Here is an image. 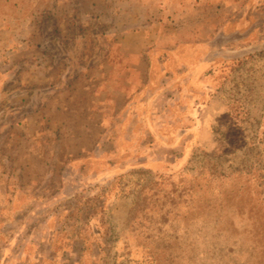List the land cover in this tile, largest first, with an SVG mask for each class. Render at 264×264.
I'll list each match as a JSON object with an SVG mask.
<instances>
[{"label": "rangeland", "instance_id": "1", "mask_svg": "<svg viewBox=\"0 0 264 264\" xmlns=\"http://www.w3.org/2000/svg\"><path fill=\"white\" fill-rule=\"evenodd\" d=\"M231 22L230 42L217 50L206 22L203 33L185 36L192 40L186 51L165 29L149 31L151 42L106 29L112 41L100 51L87 44L89 27L81 32L78 24L73 35L64 27L57 37L54 23L41 19L42 50L26 61L38 57L45 80L27 103L15 102L17 113L13 106L0 113V264H183L179 245L186 242L195 264H218L219 254L229 264L255 263L244 243L236 241L234 253L213 246L212 228L230 220L264 243V0H253L249 14ZM258 47L209 60L213 51ZM162 56L194 60L190 68L203 76V91L183 93L175 80L164 87L150 82L152 68L159 76L161 66L149 60ZM202 58L209 62L198 63ZM36 87L47 88L45 98L58 95L37 114L43 99ZM55 108L73 127L58 151L48 146L57 133L50 122L64 117ZM22 122L43 137L36 147L27 144L32 138L19 142ZM202 170L232 179L222 198L231 199L230 208L212 217L201 209L207 196L184 203L185 188ZM237 255L243 258L232 259Z\"/></svg>", "mask_w": 264, "mask_h": 264}, {"label": "crops", "instance_id": "2", "mask_svg": "<svg viewBox=\"0 0 264 264\" xmlns=\"http://www.w3.org/2000/svg\"><path fill=\"white\" fill-rule=\"evenodd\" d=\"M113 1L117 11L111 22L118 34L133 35L136 36L135 38L141 36L147 42H151L148 39L149 31L165 29L169 36L171 33L176 34V40L179 44L177 48L179 49L183 45V50L186 51L189 50V44H192V40L189 41L188 37L185 36L189 32L196 34L198 30L203 33L205 30L201 27L206 22L214 28L208 29L213 35L209 45L211 44L215 50L225 47L230 42V38L228 40L226 38L231 35V29L235 26L231 22L232 19L246 17L253 0ZM104 2L106 0H0V113L3 112L4 107L9 109V106L10 108L14 107V104L18 102L20 105L27 103V100L31 98L30 95L35 91L34 85L40 84V80L44 79L40 77V70L43 67L38 65L40 63L37 60L38 57L37 59L34 58L31 63L26 61L29 55H38L42 50V36L41 29H39L41 19L46 15H51L56 19L58 30L62 32L61 28L63 30L65 23L73 19L74 16L79 18L80 23H86L92 14L103 12L105 10ZM159 9L162 10L160 13L162 17H171L170 21H166L164 24L149 23L147 21L149 17L156 16ZM243 26L247 32V21L243 23ZM151 36L152 33L149 38L153 40V36ZM213 53L217 52L213 51L210 54ZM215 59L217 57L209 60ZM201 60L209 62L208 59L204 58L197 62H202ZM149 62L150 66L154 68L158 65L161 66L159 76L155 75L152 68V74L148 77L150 82L159 81L161 87H164L175 80L181 83L183 93L192 94L198 92V89L203 91L201 86L197 85L202 82L199 78L203 76L193 72V69L190 68L194 60L185 56H179L176 59L162 56L150 59ZM35 69L36 72L33 71ZM173 70L178 72L174 73ZM14 86L23 87L24 90L17 89L15 90L17 93L13 95L12 88ZM13 109L14 111H10L17 113L16 108ZM64 114L67 115V112L64 111ZM24 124L22 122L19 129H26ZM53 125L51 121L50 128H55Z\"/></svg>", "mask_w": 264, "mask_h": 264}, {"label": "trees", "instance_id": "3", "mask_svg": "<svg viewBox=\"0 0 264 264\" xmlns=\"http://www.w3.org/2000/svg\"><path fill=\"white\" fill-rule=\"evenodd\" d=\"M114 1L113 0H106V2H104V11L99 13V14H95V15H91L89 17V20L86 23H80L79 22V18L76 16L73 17V19H71L69 22L65 23V28L66 29H70V33L71 35H73V30L72 29H76V26H78V24H82V28H78V30L83 29L81 32L83 31H87V27L90 28V35L88 37V41L87 44H90V46H93L95 48V50H102L103 49V44L107 43V42H111L112 39L107 37L106 34V29H114L113 25H112V17L113 15L116 13V6L113 4ZM160 13H162V10L159 9L158 13L156 16H150L149 19L147 20L149 23H157V24H164V22L166 21H170L171 17L167 16V17H162L160 15ZM45 18L49 19L50 21H52L54 23V33L56 34L57 37H60L61 32L58 30L59 28L56 25V19L54 17H52L51 15H46ZM41 29V23L39 24ZM62 29V28H61ZM77 30V31H78ZM116 30V29H115ZM80 32V33H81ZM117 32V31H116ZM42 35V32H41ZM98 35H101V43H100V47L98 45L95 44V40L94 38L97 37ZM98 44V43H97ZM108 51H105L104 54H107ZM48 55V54H47ZM24 90L23 87L20 86H14V88H12V90ZM30 90V88H27ZM26 89V90H27ZM46 87L44 88H37L38 93L41 95V91H46ZM59 95L62 96V93H59ZM57 94H52L50 96H48V98H45L43 95H41L42 97V101L40 103V106L38 107V110H35V114H37V111H45L46 109H49L50 106H52L53 103L57 102ZM12 108V107H11ZM10 108V109H11ZM54 114L60 116L63 115V119L61 120V118L56 121H52L53 122V126L55 127L54 130L57 131L56 134H54V136L50 135L49 139L51 138L52 143L48 144V146H54L51 150H60L63 149V146H65V140H66V136L69 135V138H72V133H73V127L71 124V119L69 121V117L66 118V115L64 114V111H59V109L55 108V112ZM53 120V119H52ZM27 127V124H24V127ZM38 128H40V126H38ZM29 128H22L20 130V143H22L21 145L23 146L24 141H29V139L32 138V142L27 143L28 145H31L32 147H36L37 145L40 144L39 141H42L43 137L41 138V136H39L35 132L34 129H30V132L28 131ZM238 130V129H237ZM32 131V132H31ZM28 135H33V136H28ZM52 136V137H51ZM7 137V135H6ZM8 138V137H7ZM48 139V138H47ZM46 140V138H45ZM223 143V141L221 142V144ZM223 147V146H222ZM33 149V148H32ZM206 170H202L199 176L195 177L193 180H191L190 184L187 186V188H185L186 193L185 196L186 198L184 199V203L188 202L190 199H195L198 194L199 195H204L206 198L205 200L202 202L201 205V209H203L204 213H207L210 215V217H212L214 214H211L213 212H216L219 210L220 208H230L231 206V199L227 200L226 199H222L223 195H227L226 194V190L223 191L224 188L231 186L232 184V179L230 178V176L228 175H224V174H220V173H216L214 171H210L207 170V172H205ZM37 174V173H36ZM241 190L239 189L237 191V195L240 197ZM203 200V199H202ZM200 199V202L202 201ZM241 202V201H240ZM196 203L199 204V202L197 201ZM201 204V203H200ZM223 205V206H222ZM241 206V203H240ZM226 209H224V215H230V213L228 214L226 212ZM238 209V208H237ZM238 211V213H236L239 218L241 219V217H245L246 213L243 210V208L240 210H236ZM221 216V215H219ZM231 224H220V225H216L215 227H213L212 229L215 231L216 233V240L213 243V246L216 244H219V250H228L231 253H234V249L236 247V241H239V243H244V245L241 247L243 248V253L244 255H249L251 258H255L254 260L255 263L254 264H264V243H261L259 240H262L259 236V234H257V232L252 231V230H248V229H244L241 225V223H238L237 225L233 224L230 221H228ZM223 236V237H222ZM232 238V242L228 245L226 239L228 237ZM218 238H220V240L217 242ZM223 240H225V243H220ZM248 240L251 241V245H248L247 242ZM180 246L181 249V253L183 255V264H195L196 263V259L191 258L190 257V246L191 244L189 243H184V248ZM221 246L223 248H221ZM226 249V250H225ZM83 255V252H82ZM236 258L237 261L241 260V258H243V256L237 255L235 257L232 256V259ZM195 261H194V260ZM215 260H217L218 264H229L230 261H228L229 259H227V257L224 254H219ZM201 264L203 263V261L200 262ZM233 264H237L234 263ZM240 264V263H238Z\"/></svg>", "mask_w": 264, "mask_h": 264}, {"label": "water", "instance_id": "4", "mask_svg": "<svg viewBox=\"0 0 264 264\" xmlns=\"http://www.w3.org/2000/svg\"><path fill=\"white\" fill-rule=\"evenodd\" d=\"M260 48H252V49H246V50H243V51H239V52H230V53H213V54H210V57L211 58H214V57H220V58H223V59H232V58H235V57H238V56H244V55H247L249 54L250 52H254V51H257L259 50Z\"/></svg>", "mask_w": 264, "mask_h": 264}]
</instances>
